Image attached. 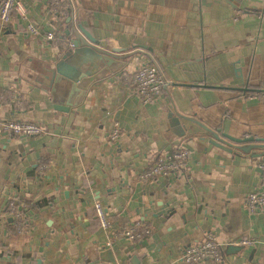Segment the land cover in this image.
Masks as SVG:
<instances>
[{"label":"crops","instance_id":"obj_1","mask_svg":"<svg viewBox=\"0 0 264 264\" xmlns=\"http://www.w3.org/2000/svg\"><path fill=\"white\" fill-rule=\"evenodd\" d=\"M22 1L57 40L31 34L16 11L0 22V264H184V249L208 233L236 244L220 246L221 262L199 264H264V209L246 207L262 150L229 152L189 121L264 138V93L241 90L264 87V0ZM77 25L121 59L69 107L60 84L50 95L38 64L59 60L73 32L85 40ZM152 60L167 82L145 103L133 74ZM8 121L43 131L12 138ZM177 149L188 153L182 171L143 177ZM98 195L109 229L94 212ZM137 221L151 233L112 239ZM107 248L114 263L100 257Z\"/></svg>","mask_w":264,"mask_h":264},{"label":"built area","instance_id":"obj_2","mask_svg":"<svg viewBox=\"0 0 264 264\" xmlns=\"http://www.w3.org/2000/svg\"><path fill=\"white\" fill-rule=\"evenodd\" d=\"M13 11H16L22 19L27 21V29L31 34L39 36L44 40H57L53 33L41 32L40 28L35 25V23L28 20L27 9L22 0H0V22L2 24L10 21ZM133 82L137 95L145 103L156 99L161 94L163 84L166 83L163 80V75L157 63L153 60L151 63L141 65L134 72ZM3 129L6 135L12 138L18 136H37L43 131L38 123L31 121H8L3 123ZM112 138H116V131L112 134ZM187 159V151L177 149L173 153L167 154L164 158L160 157L158 161L144 173L143 177L156 178L182 171L186 165ZM259 168L261 169L259 186L248 193L246 197V207L250 214L256 213L257 210L264 209V160L260 162ZM15 208L19 209L15 203H11L10 209L14 210ZM93 208L102 229L113 227V223H111L106 216L101 196H95L93 199ZM18 217L21 218L20 214H18ZM23 227V222L18 224L19 231H21ZM150 233V225L137 221L135 223H125L118 227L112 234V239L136 241ZM253 243V240L243 239L237 244L252 245ZM227 244L233 245L236 243H221L216 240L211 233H208L203 241L187 246L180 259L184 264H199L205 260H212L219 263L222 261L220 246Z\"/></svg>","mask_w":264,"mask_h":264},{"label":"water","instance_id":"obj_3","mask_svg":"<svg viewBox=\"0 0 264 264\" xmlns=\"http://www.w3.org/2000/svg\"><path fill=\"white\" fill-rule=\"evenodd\" d=\"M77 27L85 37V40L80 35L74 34L73 32V36L66 47L67 49L61 51V58L59 60L49 64H38L39 70L45 78L44 86L48 89L50 95L54 86L60 84L65 91L64 97H66V100L64 104L69 107L73 104L70 100L74 93L76 96H78L77 94L80 92L84 94L92 82L103 78L105 72L109 71L118 59H121L120 57L111 55L104 49L97 47L96 45H98V42L91 37L81 25H77ZM78 29H76V31ZM91 52L99 54L93 61L85 58L87 55H93ZM98 65L100 67H98ZM163 80L167 82L164 76ZM241 90L264 93V87L260 89L244 87ZM189 121L204 129L211 138L210 142L213 145L229 150V152L233 149H239L246 152H249L251 149H258L262 151L255 152L253 156H264V138H256L255 140L257 142L253 141V137L233 138L224 133L218 134L195 119L189 118ZM229 248L239 249L240 247L229 246ZM99 254L100 257L106 261L111 263L115 262L111 248L104 249Z\"/></svg>","mask_w":264,"mask_h":264},{"label":"trees","instance_id":"obj_4","mask_svg":"<svg viewBox=\"0 0 264 264\" xmlns=\"http://www.w3.org/2000/svg\"><path fill=\"white\" fill-rule=\"evenodd\" d=\"M10 208V207H9ZM11 211H13V212H16V213H19L20 212V210L19 209H17V208H15L14 210H11ZM20 214V213H19ZM18 225V224H17ZM15 229H16V227H15Z\"/></svg>","mask_w":264,"mask_h":264}]
</instances>
